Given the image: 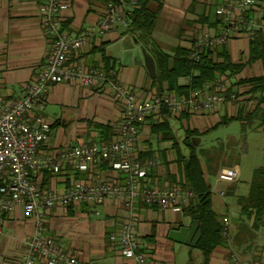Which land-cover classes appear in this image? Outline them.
Segmentation results:
<instances>
[{
	"label": "crops",
	"instance_id": "0c3cea01",
	"mask_svg": "<svg viewBox=\"0 0 264 264\" xmlns=\"http://www.w3.org/2000/svg\"><path fill=\"white\" fill-rule=\"evenodd\" d=\"M224 2L164 0L152 38L157 47L170 57L171 66L179 48L191 50L202 34L217 32L221 24L217 9ZM43 3L44 0H0V90L9 102L24 96L29 83L38 77L44 67L53 44V36L44 29L42 23ZM120 3L117 10L123 13L134 8L133 3L127 0H121ZM108 10V4L100 1L69 0V8L63 12L64 29L69 34H82L96 26ZM249 17L264 30V0H256ZM250 40L251 36L245 33L226 45L233 64L243 65L244 68L228 79L232 90L224 104L213 111L197 115H178L170 111L165 116L160 112L140 126L134 144V157L147 168L145 185L189 190L183 187L185 178L180 161L183 156H187L182 151L181 143L187 144L192 152L196 148L189 142L192 136L208 133L230 121L240 111L246 115L258 106L259 101L249 92L250 87L236 84L243 79L264 75V61L249 63ZM149 54L153 55L151 50L119 23L104 36L89 39L71 55L70 60L105 71L104 55L110 57L112 62L108 66V76L145 99L159 93L160 88L154 85L158 62L154 55L151 57ZM174 82L178 88L184 89L182 91H189L192 76H180ZM162 88V92L169 90L168 83L164 82ZM182 91L174 93L181 95ZM192 92L189 91L187 95ZM234 93L236 99L232 98ZM261 108L264 109V104ZM223 112L231 116H222ZM122 113L123 107L115 100L110 87L102 88L100 83L94 86L59 83L50 87L43 106L34 107L29 115L32 118L42 117L51 124L49 138L40 147L39 155L56 157L77 146L101 143L103 135L100 127H111L116 133ZM256 119L259 125L260 118L257 115L250 123ZM182 130L185 131L184 138L183 134L182 138L179 136ZM110 138L115 139L116 136ZM121 176L106 161L98 162L87 171H77L67 165L59 172L42 169L37 175H32L41 188L58 193H64L67 187L77 181L105 182ZM209 187L212 205L215 195L226 208V213L219 219L227 230V244L215 250L210 264H233V253L243 259L264 262V220L255 227L254 218L249 219L241 215V210L231 209L232 202L228 198L230 191L222 187L214 189L211 184ZM186 206L162 207L146 205L137 200L132 208L119 198L108 199L103 204L82 202L58 206L47 216L45 233L55 240L65 254L76 256L86 264H134L132 258L122 256L113 245V236L127 219L133 217L137 221L148 260L155 264H179V256L182 255L177 252L182 247L178 246L189 245L173 241L169 234L172 230L192 224L193 219L184 212ZM213 209L218 214L214 206ZM1 219L4 232L0 235V264H19L28 255L29 243L36 232V219L27 214L22 206L1 213ZM187 254L189 256L191 251ZM36 264L46 262L39 259Z\"/></svg>",
	"mask_w": 264,
	"mask_h": 264
},
{
	"label": "built area",
	"instance_id": "2783aa9c",
	"mask_svg": "<svg viewBox=\"0 0 264 264\" xmlns=\"http://www.w3.org/2000/svg\"><path fill=\"white\" fill-rule=\"evenodd\" d=\"M256 0H225L217 9L221 24L217 32H205L197 40L191 60L197 64L204 53L216 50L229 41L248 34L253 36L261 25L249 17ZM136 5V2H133ZM106 16L94 27L82 34H69L64 29L63 12L69 8V0H44L42 23L53 36V44L46 63L38 77L31 81L24 96L14 102L5 99L0 90V235L3 234L1 213L11 212L22 206L27 214L36 219V232L29 243V252L19 264H36L43 259L46 264H86L78 257L65 254L55 240L45 233L47 216L58 206L89 202L103 204L108 199L119 198L134 207L137 200L146 205L162 207L188 205L194 198L192 190L160 189L144 184L147 168L134 157V144L140 126L165 108L174 114L197 115L213 111L226 102V91L230 81L217 76L214 83L205 89L180 95L169 90L141 99L137 93L112 79L104 69L85 66L70 60L92 37H102L115 29L119 23L128 28L125 13L117 10L114 3L108 4ZM59 83H79L84 86L101 84L110 87L115 100L123 107L122 120L116 127V138L109 143H92L61 152L56 157L39 155L40 147L48 140L51 124L42 117L32 118L29 113L34 107H41L51 86ZM233 99L237 98L234 93ZM100 161H107L121 178L105 182L77 181L64 193L41 188L33 179L42 169L59 172L63 166L77 171H87ZM238 166L223 168L219 181L234 183L240 178ZM222 195L224 192L221 193ZM225 235L227 230H225ZM114 248L134 264H155L148 260L140 239L135 218L127 219L113 236ZM233 264H264L243 259L233 253Z\"/></svg>",
	"mask_w": 264,
	"mask_h": 264
},
{
	"label": "trees",
	"instance_id": "16d2710c",
	"mask_svg": "<svg viewBox=\"0 0 264 264\" xmlns=\"http://www.w3.org/2000/svg\"><path fill=\"white\" fill-rule=\"evenodd\" d=\"M102 3H114L119 6L121 0H96ZM136 2L131 11H125L129 26L128 32L135 35L145 46L151 50L158 62V74L154 80V85H158L159 93H162V85L167 82L169 91L175 92L184 89L178 88L175 82L180 76H192V82L189 91H197L206 88L209 83H214L217 76H223L227 79H232L243 70V65L233 64L227 44L216 50H209L203 54L201 60L194 64L191 60L193 49L179 48L173 59V65L170 64V57L163 53L153 42V32L157 26L160 13L162 11L164 0H127L129 3ZM105 72L108 73V66L112 60L104 55ZM222 59V60H220ZM258 60L264 61V30H258L250 40V58L249 63H255ZM236 84L249 86V92L257 99L258 106L248 113L240 114L233 117L231 120L242 122L243 130H246L247 125L257 115L260 118L258 128L264 131V109L261 105L264 104V75L243 79ZM231 88L226 91V96L231 94ZM180 92L181 95H186L189 91ZM162 114L168 116L170 110L165 108ZM102 141L101 143H109L114 139L111 136H116L113 128L101 126ZM193 147V146H192ZM194 148V147H193ZM182 171L184 174L185 189L192 190L195 193V198L184 207L186 215L193 220L198 219L202 227V237L196 245L202 250L205 256V264H210V258L218 247L226 246L227 236L224 234L226 226L219 219L218 214L214 211L212 205V193L208 182L205 179L203 165L198 157L195 148L190 156H183L181 159ZM108 164V162L106 161ZM241 207V215L251 219L254 218V226L258 227L264 220V167H260L256 171V178L252 188L247 196H241L238 199Z\"/></svg>",
	"mask_w": 264,
	"mask_h": 264
},
{
	"label": "rangeland",
	"instance_id": "374dc122",
	"mask_svg": "<svg viewBox=\"0 0 264 264\" xmlns=\"http://www.w3.org/2000/svg\"><path fill=\"white\" fill-rule=\"evenodd\" d=\"M149 55L153 57L152 54ZM147 68L149 69L148 65ZM222 116L229 117L231 115L230 113L226 115L223 112ZM257 125L258 119L249 123L246 130H243L240 121L230 120L208 133L194 135L189 140L196 147L195 151L203 165L208 184H211L214 189L222 187L231 192L228 198L232 202V210H241L238 199L249 194L256 178V171L260 167H264V131L259 129ZM181 134L184 138L185 131L182 130L179 133L180 137ZM181 148L184 155L190 156L191 149L187 144L182 142ZM236 165H239L241 169L240 179L234 183L218 180L219 173L223 168H233ZM213 206L219 217L226 213L225 206L215 195H213ZM178 247H182L180 251H183L182 254L180 251L177 252L178 255H182V257L179 256V264H205L204 253L196 246ZM188 251H191L189 256Z\"/></svg>",
	"mask_w": 264,
	"mask_h": 264
},
{
	"label": "water",
	"instance_id": "95a60500",
	"mask_svg": "<svg viewBox=\"0 0 264 264\" xmlns=\"http://www.w3.org/2000/svg\"><path fill=\"white\" fill-rule=\"evenodd\" d=\"M169 237L175 242L195 247L202 237L200 221L195 219L190 226H183L177 230H172Z\"/></svg>",
	"mask_w": 264,
	"mask_h": 264
}]
</instances>
